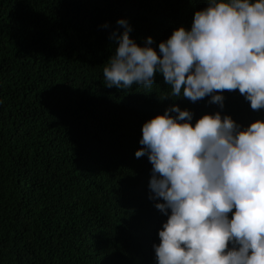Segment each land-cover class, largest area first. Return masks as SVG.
Instances as JSON below:
<instances>
[{"label":"trees","instance_id":"obj_1","mask_svg":"<svg viewBox=\"0 0 264 264\" xmlns=\"http://www.w3.org/2000/svg\"><path fill=\"white\" fill-rule=\"evenodd\" d=\"M206 0H0V264H155L166 216L150 200L151 164L137 158L143 122L171 104L264 118L238 91L224 108L151 89L103 84L116 21L153 47L191 26ZM107 23L108 27L103 25ZM122 31V28L119 29Z\"/></svg>","mask_w":264,"mask_h":264},{"label":"clouds","instance_id":"obj_2","mask_svg":"<svg viewBox=\"0 0 264 264\" xmlns=\"http://www.w3.org/2000/svg\"><path fill=\"white\" fill-rule=\"evenodd\" d=\"M191 19L156 47L117 19L104 86L151 89L159 74L170 88L161 99L207 96L222 110L223 93L238 91L264 110V0H206ZM139 144L135 156L151 164L148 198L166 216L155 264H264V118L242 125L214 111L193 123L173 103L143 122Z\"/></svg>","mask_w":264,"mask_h":264}]
</instances>
